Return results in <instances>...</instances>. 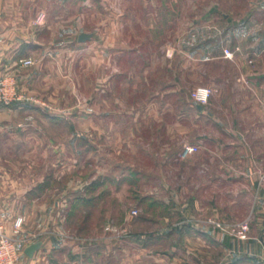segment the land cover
Segmentation results:
<instances>
[{"label":"crops","instance_id":"crops-1","mask_svg":"<svg viewBox=\"0 0 264 264\" xmlns=\"http://www.w3.org/2000/svg\"><path fill=\"white\" fill-rule=\"evenodd\" d=\"M119 1L116 11L117 0H0V78H12L17 93L0 105V224L7 236L36 234L34 243L42 244L19 264H107L114 223L98 236L72 237L62 225L73 199L62 190L68 177L74 186V131L85 130L95 147L96 137L107 141L115 124L126 122L200 147L192 167L199 181L177 211L182 238L225 245L236 254L228 264H264V0H230L226 11L215 0L197 15L176 11L181 0L161 10L163 0H141L149 12L126 6L139 0ZM82 33L90 40L79 42ZM25 58L34 64L20 66ZM191 73L199 87L214 89L208 104L192 100ZM144 89L149 105L128 104L131 92L142 98ZM224 188L254 196L248 240L231 246L212 223L221 219ZM179 198L173 194V206Z\"/></svg>","mask_w":264,"mask_h":264},{"label":"rangeland","instance_id":"rangeland-1","mask_svg":"<svg viewBox=\"0 0 264 264\" xmlns=\"http://www.w3.org/2000/svg\"><path fill=\"white\" fill-rule=\"evenodd\" d=\"M140 1L128 3L126 6L132 11L138 6L139 10L149 12L150 7H145ZM181 1L179 5L176 3V11L183 7L197 15L204 11V7L208 9L215 0H195V7L192 6L194 0ZM218 1L220 10L230 9V0ZM169 3L167 0L158 3L159 10L166 5L170 6ZM111 5V9L118 11L120 1L117 0ZM121 5L124 7L125 4L122 2ZM191 21L197 22L198 18ZM178 71L177 69L176 72ZM188 76L186 81L190 83L192 93L203 83L198 81V73ZM82 88L83 91L86 90L85 82ZM132 94L133 92L127 98L130 105H149L151 102L150 98L144 95L145 89L142 91V98L133 99ZM190 105H195L191 99ZM194 110L195 108H192L191 111ZM176 119L173 118L174 121ZM115 128L110 131L107 141L96 137L95 147L87 143L85 130L74 131V186L72 190L67 186L70 182L68 177L64 180L62 190L64 197L73 199V202L71 204L69 201L63 211L62 228L72 237L86 235L92 238L100 234V230L108 221L113 222L114 225H110V258L103 260L107 264L232 262L236 254H232L225 245L220 249V243H215L209 238L199 240V237L194 236L190 242L182 238L183 218L177 211L183 208V195L188 194L185 192H195L193 188L198 183L200 174L192 171V167L199 165L200 153L182 160L179 157L182 147L179 138L176 136L175 140L167 139L162 131L156 133L158 135L152 134L150 126L145 123L137 129L128 122L115 124ZM152 136L158 140L153 141ZM194 156L196 157L192 159ZM137 169L146 173H136ZM103 180L106 181L104 185L92 187L93 181L99 184ZM240 191L224 188L219 197L222 213L218 223L222 227V242L229 246L236 239L248 240L250 233V225L245 218L251 214L249 212L254 196L242 197ZM174 193L180 195L177 203H174L175 206L172 201ZM232 194L235 197L232 198ZM78 197H83V201H77ZM232 200L236 201L235 204ZM133 211H136L137 215L133 216ZM202 218L203 216L198 217L197 223ZM210 220L214 219L211 216L207 218L206 225H210ZM241 223L248 225L243 239L234 231Z\"/></svg>","mask_w":264,"mask_h":264},{"label":"built area","instance_id":"built-area-1","mask_svg":"<svg viewBox=\"0 0 264 264\" xmlns=\"http://www.w3.org/2000/svg\"><path fill=\"white\" fill-rule=\"evenodd\" d=\"M224 55L228 58L233 57V51L229 49L223 50ZM34 64L32 58H25L20 61V66L29 67ZM214 92L211 87H198L191 93L192 100L199 105H206L209 102L210 96ZM17 99L16 87L12 78L2 77L0 78V105H8L12 101ZM200 147L194 144H183L179 152V157L182 160L188 159L190 156L199 152ZM132 215H137L136 211L132 212ZM216 224L221 230V224ZM111 226L107 227L110 230ZM248 225L246 223L239 224L234 231L236 234L243 239L245 232L247 231ZM112 229V228H111ZM38 238L36 234L30 235L24 238H15L7 236L4 233L3 225L0 224V264H19L25 257V249L29 245L33 244Z\"/></svg>","mask_w":264,"mask_h":264},{"label":"water","instance_id":"water-1","mask_svg":"<svg viewBox=\"0 0 264 264\" xmlns=\"http://www.w3.org/2000/svg\"><path fill=\"white\" fill-rule=\"evenodd\" d=\"M90 38H91V34L82 33L80 34L78 40L79 42H86L90 40ZM41 245L42 244L40 242L29 245L24 251L25 255L29 258H32L34 253L40 249Z\"/></svg>","mask_w":264,"mask_h":264}]
</instances>
